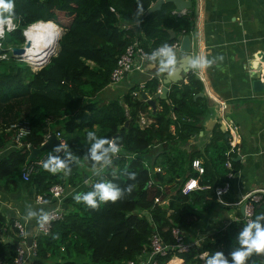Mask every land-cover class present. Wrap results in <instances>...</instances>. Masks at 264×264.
I'll return each mask as SVG.
<instances>
[{"label":"trees","instance_id":"1","mask_svg":"<svg viewBox=\"0 0 264 264\" xmlns=\"http://www.w3.org/2000/svg\"><path fill=\"white\" fill-rule=\"evenodd\" d=\"M152 1L13 0L12 22L16 25L5 33L0 49V54H6L0 59V149L11 141L9 125L23 122L29 132L21 139V148L0 157V189L12 192L21 185L41 194L54 183L76 189L62 200L63 219L53 222L47 235L35 237L34 256L28 264H124L147 247L152 232L170 245L172 227L187 234L196 220L217 204L213 188L226 180V159L235 172L236 155H225L228 142L217 126L202 151L184 148L202 130L209 108L204 96L193 98L202 92V85L190 71L185 83L169 85L167 102L156 100L154 113L140 98V92L152 97L158 86L155 77L148 79L140 91L132 89L139 95L127 91L107 103L97 100V93L109 84L110 71L127 44L137 40L144 48H156L175 40L168 39L167 30L177 37L189 35L194 0H188L190 7L179 17L171 14V3H163L159 10L145 15ZM38 22L61 29V35L57 53L32 71L4 46L12 41L23 43L22 30ZM139 113L146 114L149 123L139 125ZM54 132L63 140V152L43 151L28 160L30 150L25 144L37 148L46 135ZM89 132H95L97 139L116 138L114 143L120 151L115 157L108 154L110 163L102 166L92 159L95 139L88 138ZM49 155L64 161L66 169L53 175L40 164L27 181L20 179L23 164L39 158L44 161ZM200 157L203 172L199 183L209 188L182 194L183 183L196 176L190 162ZM94 165L99 175H93ZM154 167L159 171H152ZM132 173L135 180L129 179ZM91 175L96 183L111 181L121 189L135 187L130 195L125 193L115 203H103L93 210L73 200L76 192L91 190V186L82 184ZM11 220L0 213V228ZM251 222L264 226L263 195L252 203ZM246 225L229 221L207 234L198 246L175 257L183 264H207L219 251L231 264L230 253L240 247L239 233ZM202 253L206 254L200 258ZM13 256L14 245L0 241V263L11 261ZM169 259L170 254L157 258L160 264H167ZM246 264H264V254L251 255Z\"/></svg>","mask_w":264,"mask_h":264},{"label":"crops","instance_id":"2","mask_svg":"<svg viewBox=\"0 0 264 264\" xmlns=\"http://www.w3.org/2000/svg\"><path fill=\"white\" fill-rule=\"evenodd\" d=\"M193 8V27L188 35L191 60L206 57L212 64L206 70L192 68L190 64H184L186 72L178 73L177 70L176 77L180 80L174 84L185 83L186 73L190 71L200 81L202 96L208 100L209 106L202 130L192 136L184 148L202 151L209 141L211 130L222 125V132L227 135V142L231 141L238 163L227 192L221 195L220 204L217 203L220 209L214 206L210 213H205L203 220H196L192 229L184 233L188 241L203 239L207 234L223 228L233 217L240 216L246 194L264 192V88L253 91L249 84L251 72L259 76L264 71V59L259 56L264 53V0H194ZM178 37L174 35L175 39ZM174 54L177 57L176 69L183 66L180 61L184 58L178 50ZM159 68L160 60L154 61L146 65L144 72L126 74L119 82L108 84L96 95L104 94L107 99L100 101L97 98L98 102L119 99V92L121 96L127 91L134 96L139 95L141 87L153 77L158 81V91L161 80L168 73H161ZM169 85L165 87L168 89ZM134 87L139 91L132 90ZM140 117L145 120L144 124L149 120L146 114L139 113L138 124ZM13 149V144L7 143L0 149V157ZM197 159L202 161L201 157ZM72 189L68 188V195L76 191ZM34 195L31 189L21 185L12 192L0 189V213L5 219L21 220L27 238L34 234L40 216L49 207V204H36ZM178 260L183 264L181 259Z\"/></svg>","mask_w":264,"mask_h":264},{"label":"built area","instance_id":"3","mask_svg":"<svg viewBox=\"0 0 264 264\" xmlns=\"http://www.w3.org/2000/svg\"><path fill=\"white\" fill-rule=\"evenodd\" d=\"M185 12L186 9L171 10V14L176 17L184 15ZM12 24L14 25L13 27L14 29L16 24L13 22ZM7 31H9L8 27L5 26V33ZM22 32H24V30ZM180 38L181 36H179L177 39L173 40L169 45H167L172 48L173 52L175 50H178ZM1 40L2 39H0V49L2 48ZM159 47L151 48L149 45H146V48H144L141 45V43L137 40H133L131 43L127 44L124 47L123 51L117 56L115 60V64L110 71L109 84H115L119 82L122 79V77L125 76L126 74L132 72H139V73L144 72L146 69V65L148 63L154 62V60H152L151 57L153 52ZM7 50L10 52L11 55L10 49ZM5 58H6V54L4 53L0 54V59H5ZM159 60L160 57H157L155 61H159ZM34 69L36 70L37 68L35 67ZM261 77H259V79L264 88V75L262 74ZM138 122L139 125L142 126L149 123V120L146 124H144L145 120L140 117ZM8 129L12 131V138L10 142L13 144L14 148H21L22 147L21 139L25 137L29 132L27 125L23 122L13 123L9 125ZM54 135L58 139L59 143L63 146V140L61 139L59 133L54 132ZM47 136L48 135H46L45 138ZM228 145H229L228 149L225 152L226 156H228V154L230 153H234L233 145L231 144V141H228ZM24 147L30 150L28 144H25ZM116 155L117 153L112 154L113 157H115ZM42 161L43 158H39L37 161L23 164L20 170V179L22 181H27L34 167L40 165ZM223 166L227 170V172L225 173L226 180L221 185H217L213 188V194L215 200L219 204L221 202L220 201L221 195L227 192L229 188V180L233 176V172L231 170V164L228 159H226L223 162ZM190 168L196 173V176L188 178L183 183L180 190L181 193L186 194L192 190H201V189L209 188V186L201 185L199 183V176L203 172L202 161H200L197 158L192 159L190 162ZM152 171H159V169L157 167H154L152 168ZM93 183L96 182H93L91 179L88 178L85 179V181L83 182V186H91L93 185ZM68 194H69L68 187H64L61 184L54 183L48 187L47 193L34 195V202L36 204H47V202H49V207L40 216V219L36 224L34 234L31 237H29L30 238L29 243H27V236L24 230V223L21 220L12 219L11 221H6L5 225L0 228V241L5 243L10 242L14 245V256L11 259V261L1 262L0 264H26V262L29 261V259H31L34 256V252L36 248L35 237L37 235H47L50 230L51 224L53 222L61 221L63 219L65 210L62 207V200ZM260 195H264V192H262V194L254 193V192H250L246 194V196L242 200L241 215L233 217L230 221H243L245 224L250 223L251 215H252V203L258 201L260 199ZM156 201L157 199H155V202ZM45 214L48 217L46 222L43 219H41V217ZM228 222L226 223V225L228 224ZM170 235L173 242L172 244L168 245L162 242L160 236L156 232H152L148 237L147 247L143 248L142 251L134 257V259L126 260L124 264H160L157 260L158 257H164L170 254L171 258H173L175 257L176 254L186 253L187 251H189L190 247L192 246H198L203 240L202 238L201 239L197 238L193 241H186L184 239V233L179 227H172L170 229ZM204 255L205 254L202 253L199 255V257L202 258L201 256Z\"/></svg>","mask_w":264,"mask_h":264},{"label":"clouds","instance_id":"4","mask_svg":"<svg viewBox=\"0 0 264 264\" xmlns=\"http://www.w3.org/2000/svg\"><path fill=\"white\" fill-rule=\"evenodd\" d=\"M14 3L13 0H0V39L5 37V26L8 30H12L14 25L12 24V18L14 13ZM23 31V30H22ZM23 33V32H22ZM24 38V33H23ZM160 57V72H168L169 76L174 74L175 65L177 63V57L175 56L171 47L164 45L156 49L151 59L156 60ZM189 64L192 68H200L206 70L212 64V61L206 57H199L195 60H189ZM89 139H95V143L92 145L91 156L97 163L102 162V166L110 163L108 159V154H116L120 151V147L114 143V138L110 139H97L95 137V132H89ZM107 144L108 147L105 148L104 145ZM54 151H59L60 148L56 147ZM41 167L55 175L58 172H62L66 169L67 165L64 161L58 157H52L49 155L47 159L41 162ZM93 174L99 175V171L93 166ZM135 173L129 175V179L135 180ZM94 190L87 192H76L73 195V200L77 204H84L90 209H98L101 204L116 201L123 198L124 194L130 195L135 185H128L126 188L121 189L117 187L111 181H105L102 183H94L91 186ZM29 215H34L30 213ZM45 222L47 221V215L41 217ZM239 248L230 253L231 264H246L247 259L253 254H264V226H261L257 222L248 223L243 230L239 233ZM206 254V253H205ZM207 264H229V261L225 259L221 252L216 251L214 256L207 260Z\"/></svg>","mask_w":264,"mask_h":264},{"label":"water","instance_id":"5","mask_svg":"<svg viewBox=\"0 0 264 264\" xmlns=\"http://www.w3.org/2000/svg\"><path fill=\"white\" fill-rule=\"evenodd\" d=\"M163 3H171L177 10L188 9L190 6V2L188 0H153V3L148 7V9L145 11L144 14L147 15L149 13H152L154 11L159 10L160 6ZM167 34H168L169 40L174 38V34L171 30H167ZM22 35H23V33H22ZM60 35H61V33L59 34V36L56 40L55 51L52 53L51 50H47L45 52L46 59H43L41 62H39V64L37 63V65H35V66H38V67H36V68H41L43 65H45L49 61L50 57L54 56L57 53V50H58L57 42H58ZM23 46H25V47L29 46V42L26 39H24V43L21 47H12L10 49L11 55L12 56L18 55V56L22 57V54L24 52ZM190 50H191L190 49V37L188 35L181 36L178 51L183 54L184 59L182 61H180V65H183V66L177 67L174 71V74L171 76H169L168 73L165 74L163 79L161 80V84H162L161 87L152 97H147V95L144 92L140 93V98L148 106L151 113H154V111H155L156 99H164L165 100L167 90H168L167 87H165V85L174 84V83H176V81L180 80V77H176L177 70H178V73L187 71V69L185 67L189 65V60H191ZM259 56H260L261 60L264 59V53H260ZM29 64L32 65V63H29ZM262 74L264 75V71L262 72ZM250 77L252 79L251 78L249 79V84H250V87L253 91H259L260 89L263 88V85L259 79L258 74H256L255 72H251ZM202 95H203L202 93H198V94L194 95L193 98H195L197 96H202ZM165 102H167V101L165 100ZM219 127H220L219 130L223 131L222 125H219ZM223 139L224 140L227 139L226 134L224 135ZM56 147H59L60 150L54 151L53 149ZM43 151H53V152H56L59 154H61L63 152V146L59 143V141L55 137L54 133L49 134L39 147L31 148L29 151V155H28L27 159L30 160L32 157L38 155L39 153H42ZM91 190H94V189L91 187ZM241 212H242V209H241ZM29 242H30V238H27V243H29Z\"/></svg>","mask_w":264,"mask_h":264},{"label":"bare ground","instance_id":"6","mask_svg":"<svg viewBox=\"0 0 264 264\" xmlns=\"http://www.w3.org/2000/svg\"><path fill=\"white\" fill-rule=\"evenodd\" d=\"M24 39L29 42V46H24L22 57L33 66L46 59L45 52L51 50L52 53L56 48V40L60 34L48 24L43 22L35 23L24 29ZM168 264H180V260L173 258Z\"/></svg>","mask_w":264,"mask_h":264},{"label":"rangeland","instance_id":"7","mask_svg":"<svg viewBox=\"0 0 264 264\" xmlns=\"http://www.w3.org/2000/svg\"><path fill=\"white\" fill-rule=\"evenodd\" d=\"M59 32L61 33V29H59ZM24 43V42H23ZM23 43H19L18 41H12L11 43H9L8 45H6V46H4L6 49H11L12 47H21L22 45H23ZM24 47V46H23ZM13 57H15V59L17 60V61H21V62H24V63H26L29 67H30V69L32 70V71H35V67H38V66H33V65H31V64H29L30 62H28L26 59H24L23 57H21V56H18V55H16V56H13ZM134 79H136V78H134ZM145 79H146V77H145ZM117 96H120L121 97V93L119 92L118 93V95ZM114 97H116V95H114ZM98 98V100H100V101H105L104 99H107V97H104V94H102V95H100V96H98L97 97ZM102 99V100H101ZM93 177V175H91V176H89V179H91ZM88 179V178H87ZM94 182V181H93ZM83 184V183H82ZM94 184V183H93ZM92 186V185H91ZM85 187H89V186H85ZM215 206V209H220V207L216 204V205H214ZM212 210V209H211ZM224 211H227L226 209L224 210ZM201 220V219H200ZM202 220H203V218H202ZM201 257H204V256H201Z\"/></svg>","mask_w":264,"mask_h":264}]
</instances>
